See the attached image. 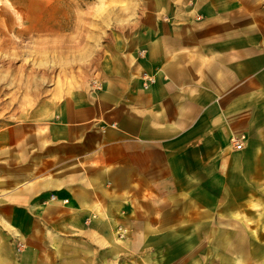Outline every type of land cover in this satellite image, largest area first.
<instances>
[{
  "label": "crops",
  "instance_id": "crops-1",
  "mask_svg": "<svg viewBox=\"0 0 264 264\" xmlns=\"http://www.w3.org/2000/svg\"><path fill=\"white\" fill-rule=\"evenodd\" d=\"M146 5L169 23L118 44L148 47L157 85L120 61L100 99L49 132L0 130V264H213L239 235L223 221L254 213L264 0Z\"/></svg>",
  "mask_w": 264,
  "mask_h": 264
},
{
  "label": "rangeland",
  "instance_id": "rangeland-1",
  "mask_svg": "<svg viewBox=\"0 0 264 264\" xmlns=\"http://www.w3.org/2000/svg\"><path fill=\"white\" fill-rule=\"evenodd\" d=\"M169 20L146 0H0V130L26 124L49 132L65 113L100 99L120 61L150 90L160 80L148 47L130 39L118 44V37L141 39L151 22L161 29ZM41 121L45 129L34 124ZM256 193L253 214L223 221L239 235L213 254V264H264V188Z\"/></svg>",
  "mask_w": 264,
  "mask_h": 264
},
{
  "label": "built area",
  "instance_id": "built-area-1",
  "mask_svg": "<svg viewBox=\"0 0 264 264\" xmlns=\"http://www.w3.org/2000/svg\"><path fill=\"white\" fill-rule=\"evenodd\" d=\"M242 142L241 141H237L236 143H235V145H236V148H238V149H240V148H242Z\"/></svg>",
  "mask_w": 264,
  "mask_h": 264
},
{
  "label": "bare ground",
  "instance_id": "bare-ground-1",
  "mask_svg": "<svg viewBox=\"0 0 264 264\" xmlns=\"http://www.w3.org/2000/svg\"><path fill=\"white\" fill-rule=\"evenodd\" d=\"M238 149V148H237ZM241 149V148H240Z\"/></svg>",
  "mask_w": 264,
  "mask_h": 264
}]
</instances>
